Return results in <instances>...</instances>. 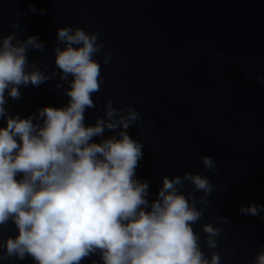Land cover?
<instances>
[{
  "label": "water",
  "instance_id": "water-1",
  "mask_svg": "<svg viewBox=\"0 0 264 264\" xmlns=\"http://www.w3.org/2000/svg\"><path fill=\"white\" fill-rule=\"evenodd\" d=\"M29 4L44 14L29 11ZM64 25L98 33L104 46L98 62L112 53L110 63L100 65L104 82L91 97L94 107L85 110V126L103 117L106 99L117 108L133 106L140 120L127 131L142 143L135 175L149 182L147 199H154L163 175L208 176L211 204L194 231L199 223L218 225L225 230L217 240L221 264H251L264 243V219L238 208L264 205V84L256 79L264 78V0H0V35H37L44 48L29 49L27 58L46 64L49 73L60 71L53 48L56 29ZM66 88L58 75L20 86L19 98L6 96L8 115L59 108L67 103ZM201 154L217 161L215 172L204 169ZM13 233L9 224L0 237ZM200 244L207 255L211 250ZM90 260L98 257L83 264Z\"/></svg>",
  "mask_w": 264,
  "mask_h": 264
},
{
  "label": "clouds",
  "instance_id": "clouds-1",
  "mask_svg": "<svg viewBox=\"0 0 264 264\" xmlns=\"http://www.w3.org/2000/svg\"><path fill=\"white\" fill-rule=\"evenodd\" d=\"M28 9L45 11L31 4ZM10 24L18 26L16 20ZM55 38L53 62L60 71L49 73L46 64L38 67L27 58L29 49L44 48L37 35H0V230L14 228L0 237V264H83L93 255L98 260L90 264H221L217 240L225 230L206 222L194 231L211 204L208 176L163 175L149 201V182L135 175L142 143L127 131L140 120L136 109L106 99L103 117L84 124L85 110L94 107L91 97L104 82L100 65L110 63L112 53L105 51L98 62L104 47L98 33L79 26H60ZM57 75L68 84L65 105L8 115L6 96L17 99L20 86L35 87ZM106 130L112 134L104 136ZM199 160L205 170H217L210 155ZM238 211L264 219V205L256 202ZM216 219L228 223L223 215ZM201 239L211 250L207 255ZM251 264H264V243Z\"/></svg>",
  "mask_w": 264,
  "mask_h": 264
}]
</instances>
